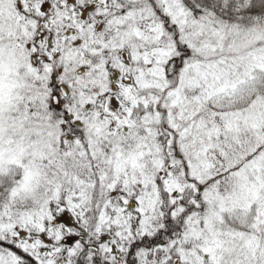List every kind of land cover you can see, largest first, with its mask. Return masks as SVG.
Instances as JSON below:
<instances>
[{
    "label": "snow or ice",
    "instance_id": "snow-or-ice-1",
    "mask_svg": "<svg viewBox=\"0 0 264 264\" xmlns=\"http://www.w3.org/2000/svg\"><path fill=\"white\" fill-rule=\"evenodd\" d=\"M0 264H264V0H0Z\"/></svg>",
    "mask_w": 264,
    "mask_h": 264
}]
</instances>
